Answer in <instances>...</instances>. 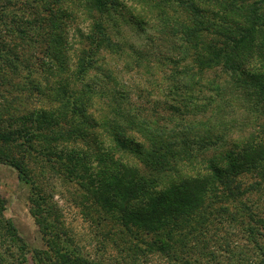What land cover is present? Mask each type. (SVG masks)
Instances as JSON below:
<instances>
[{
  "label": "trees",
  "instance_id": "obj_1",
  "mask_svg": "<svg viewBox=\"0 0 264 264\" xmlns=\"http://www.w3.org/2000/svg\"><path fill=\"white\" fill-rule=\"evenodd\" d=\"M115 2L0 0V75L20 77L17 98L36 103L34 125L0 128V162L28 185L31 214L45 238L44 248H29L0 204V264H22L26 256L32 264H106L72 244L59 205L51 202L55 185L45 184L52 174L62 185L76 184L72 194L83 191L77 204L90 197V224L95 234L114 236L123 264L155 254L166 264H264V217L243 198L264 187V0H153L162 24L148 33V50L158 48L163 61L179 64L166 77L165 96L176 100L168 108L180 115L170 125L165 117L119 107L117 97L130 90L111 86L119 82L110 67L99 70L103 80L84 78L93 49H121L102 19ZM13 7L24 21L10 14ZM78 19L83 28L72 26ZM25 34L29 45L45 44L42 78L18 72L26 59L21 53L30 50ZM209 69L223 73L222 80L209 77ZM91 95H107L109 109L94 106ZM234 106L255 113L248 126L228 111ZM194 108L204 115L181 117ZM228 138L232 146L223 148ZM213 147L221 149L207 153ZM53 148L58 155L49 157ZM27 151L37 169L26 164ZM239 234L248 244L242 250Z\"/></svg>",
  "mask_w": 264,
  "mask_h": 264
},
{
  "label": "rangeland",
  "instance_id": "obj_2",
  "mask_svg": "<svg viewBox=\"0 0 264 264\" xmlns=\"http://www.w3.org/2000/svg\"><path fill=\"white\" fill-rule=\"evenodd\" d=\"M151 3H153V0H116V2L112 3L109 8L105 9L102 14V19L105 20L106 30L109 33L110 38L119 43L121 49H108L103 46L93 49L94 52L92 57L95 59V62L87 70L84 78L88 81L90 80V82H94L92 79L94 77H98L100 80H103L100 76L99 70L110 67L112 70V76L116 77L119 84L116 86L111 84L109 85L113 88H118L121 83L126 85L125 87H128L130 90L127 97H120V99L117 97L119 107L122 109H134L137 112L140 111V113L142 112L141 114L145 115V117H165V122L170 125V123L172 124L175 119H177L179 114L178 111H172L168 108V106L171 103H175L176 100L173 99L172 101L165 96V91L169 88L167 86L170 83L166 77L169 76L171 69L178 67L179 64H175L173 61L167 59L166 61H163L162 58H160L161 55L158 53V48L148 50L151 49L147 39L148 33L153 34L156 32V28L162 24L157 20L156 16L159 11L162 10L161 5L156 4L153 6ZM170 9L172 8H165L169 14L172 13ZM10 14H18L19 18H17V20L24 21L23 17L25 14L16 7L11 8ZM165 24L170 23L167 21ZM38 25L39 29L42 31L44 25L42 23H38ZM77 25H79V28L80 26L83 28V24L79 19L76 20L72 26L77 27ZM25 29H29L26 30V32L30 31V28ZM75 32L76 29L74 28L68 30V40H70V42H72L71 36H77ZM28 35H32L31 31ZM28 35L25 34L24 39L27 48H30V52L28 51L27 53V51H25L21 53L22 57L26 56V59L23 62V65L18 67V72L24 74L29 71H35L38 74L35 76L33 75V77L42 78L43 69L40 65V60L42 57L47 56V53L42 51L45 44L42 43L36 47H34L33 44L29 45V41L27 40L29 37ZM20 42L21 40L18 39L14 43L17 48L22 46ZM106 43L107 41L105 44ZM105 44L103 42L102 45ZM70 56L71 58H75V54L73 53ZM137 61L140 63L137 64ZM206 73H208L209 77L216 76L222 80L221 75H223V73L221 74L219 71L215 72L214 69H209ZM20 80V77H14L10 73L5 76L0 75V128L7 127V129L13 130L18 129V127L23 125L24 127H29L30 124H35L33 119L36 117V113H31L30 111L33 107H36V103L31 105L17 98V96H19V92L21 91L15 84ZM91 97V101L94 106L104 105L106 110L109 109L107 102H110L109 98L107 99V95L103 97L100 95H91ZM235 97L236 96H233L231 98L232 101L236 104L241 103L240 98ZM105 99H107V101ZM198 102L199 104L202 103L201 100ZM45 103L42 104L46 105ZM46 106L47 107L45 108L47 110L52 108V106L48 105V103ZM85 107L87 111H91V109L94 108L90 105V103H88ZM233 109L234 110L230 108L228 111L235 116L237 119L236 121L239 123H247L248 126L254 119L255 113H248L237 106H234ZM192 110L193 111H191V113L184 112L181 117L184 119L192 117L201 118L204 115L203 111H200L201 109L194 108ZM171 112L172 115L167 119V115H170ZM209 113L210 112H208V114ZM47 117L49 116L47 115ZM48 120L49 119H47V121ZM54 128L55 127H53V129ZM97 131L101 134L99 129ZM89 140L91 143L92 139H90V137ZM101 140L102 139H97V143L100 146L102 145L106 147L107 141ZM232 143V139L228 138L225 141L223 148L231 147ZM78 145L82 147L83 151L90 156V148L85 145V142H78ZM72 146V144H68L67 148H71ZM60 148H62L61 145ZM21 149H23V147H21ZM57 149H59V147ZM57 149L53 148V151L48 154L49 157L58 155L54 152L55 150L57 151ZM219 149H221V147H213L208 149L207 153ZM13 153L16 157V148H14ZM25 155V157H28V161L25 160L26 164L37 169V165L35 164L36 161L31 158L29 159V155H32L30 151H27ZM49 178V180H46L45 178V184L49 186L55 185V194L51 202L59 205L64 223L69 232L73 235L72 244L75 247L82 249L83 252L90 253L92 257L99 260L102 259V261L106 262V264H123L124 261L121 260L122 255L118 253L117 247L113 244L114 236L109 235L107 238H104L102 235L95 234L96 226L94 223H92V225L90 224V197L83 199V203L77 204L78 200L80 201L81 199V193H83V191H78L75 194H72V187L76 184L73 185L66 183L62 185L59 177H57V175L53 176V174ZM244 180L248 181L246 178ZM49 188L51 189V186ZM243 198L247 199L249 203H252L254 211L264 217L263 186H261L259 191H252L244 195ZM0 204L4 207V216L9 217L13 221L27 246L29 248L36 249L44 248L45 238L40 233L35 219L31 214L28 185L20 179L19 172L13 166L2 162H0ZM109 227L110 226H106L105 229H108ZM96 232H98V228H96ZM239 237L240 238L236 240V243H239V249L242 250L245 245L248 244L244 241V236H242L243 238H241V235ZM104 242H108V244L103 246ZM156 255L157 254L150 255L147 261H140L139 264H166L165 261L161 259V256L159 258ZM22 264H32V262L29 257L26 256V259Z\"/></svg>",
  "mask_w": 264,
  "mask_h": 264
}]
</instances>
